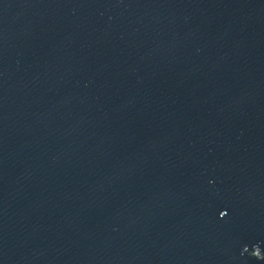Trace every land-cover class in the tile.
<instances>
[{"label": "water", "instance_id": "95a60500", "mask_svg": "<svg viewBox=\"0 0 264 264\" xmlns=\"http://www.w3.org/2000/svg\"><path fill=\"white\" fill-rule=\"evenodd\" d=\"M0 264H264V0H0Z\"/></svg>", "mask_w": 264, "mask_h": 264}]
</instances>
